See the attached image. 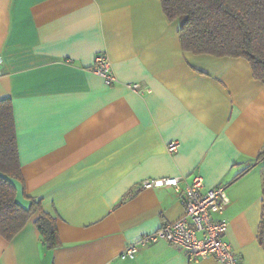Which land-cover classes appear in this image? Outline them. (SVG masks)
<instances>
[{"label":"crops","instance_id":"crops-1","mask_svg":"<svg viewBox=\"0 0 264 264\" xmlns=\"http://www.w3.org/2000/svg\"><path fill=\"white\" fill-rule=\"evenodd\" d=\"M179 28L161 0H0V100L13 102L24 178L14 180L17 200L41 201L61 241L48 248L36 212L15 239L0 235V264H220L189 262L165 240L120 257L184 215L174 189L140 183L193 174L206 189L227 186L214 218L228 220L243 264H264V83L245 58L185 51ZM99 53L118 83L92 70Z\"/></svg>","mask_w":264,"mask_h":264},{"label":"trees","instance_id":"trees-1","mask_svg":"<svg viewBox=\"0 0 264 264\" xmlns=\"http://www.w3.org/2000/svg\"><path fill=\"white\" fill-rule=\"evenodd\" d=\"M171 21L180 23L179 36L185 51L196 55L245 58L255 78L264 83V0H161ZM14 106L11 99L0 100V235L7 241L27 226L34 213H41L35 225L48 248L61 245L58 223L43 210L41 201L24 207L17 200L14 180L24 182L20 164ZM264 160V150L259 161ZM245 169L235 178L244 175ZM263 215L258 243L264 249Z\"/></svg>","mask_w":264,"mask_h":264},{"label":"built area","instance_id":"built-area-1","mask_svg":"<svg viewBox=\"0 0 264 264\" xmlns=\"http://www.w3.org/2000/svg\"><path fill=\"white\" fill-rule=\"evenodd\" d=\"M94 60L92 70L102 76L108 85L119 82L107 54L99 53ZM128 86L135 91L141 90V83H130ZM177 144H167L168 151L176 153ZM140 184L141 188L174 189L184 208V215L152 233L144 234L139 241L127 246L120 256L122 259H134L141 246L165 240L184 250L189 262L212 256L220 264H243L234 247L226 240L228 220L214 218V214L224 210L230 202L226 185L206 189L199 174H193L190 179L186 176L147 179Z\"/></svg>","mask_w":264,"mask_h":264}]
</instances>
